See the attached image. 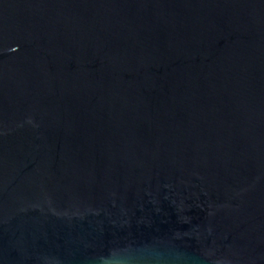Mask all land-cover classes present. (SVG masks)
<instances>
[{
    "label": "water",
    "instance_id": "1",
    "mask_svg": "<svg viewBox=\"0 0 264 264\" xmlns=\"http://www.w3.org/2000/svg\"><path fill=\"white\" fill-rule=\"evenodd\" d=\"M0 264H264V0H0Z\"/></svg>",
    "mask_w": 264,
    "mask_h": 264
}]
</instances>
